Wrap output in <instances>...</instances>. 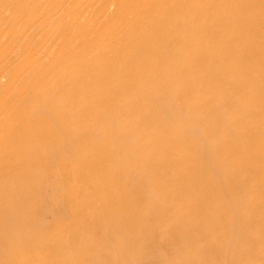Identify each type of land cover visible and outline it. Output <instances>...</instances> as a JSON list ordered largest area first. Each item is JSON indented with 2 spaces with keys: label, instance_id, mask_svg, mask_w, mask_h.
Segmentation results:
<instances>
[{
  "label": "rangeland",
  "instance_id": "1",
  "mask_svg": "<svg viewBox=\"0 0 264 264\" xmlns=\"http://www.w3.org/2000/svg\"><path fill=\"white\" fill-rule=\"evenodd\" d=\"M79 2L61 15L72 43ZM38 3L57 0H0V76L16 61L9 25ZM209 6L194 71L135 76L127 116L84 144L82 173L0 168V264H264V0L197 4Z\"/></svg>",
  "mask_w": 264,
  "mask_h": 264
},
{
  "label": "bare ground",
  "instance_id": "2",
  "mask_svg": "<svg viewBox=\"0 0 264 264\" xmlns=\"http://www.w3.org/2000/svg\"><path fill=\"white\" fill-rule=\"evenodd\" d=\"M72 1L38 3L41 6L25 22L9 25L14 27L9 47L16 48L11 53L16 61L0 76V168L13 161L12 173H82L84 144L103 137L101 130L117 121L118 109L127 116L133 78L193 72L198 33L201 42L210 41V25L202 17L210 6L199 10V0H113L103 11L99 3L93 5L96 0H79L81 12L74 27L79 29L83 18L87 22L72 43V37H66L71 23L67 28L69 20H61ZM98 9L103 15L95 22ZM50 14L55 17L42 19ZM220 25L219 30L227 32L228 27ZM103 161L100 156L92 161L101 176ZM201 201L210 205L209 198ZM115 218L111 230L119 226Z\"/></svg>",
  "mask_w": 264,
  "mask_h": 264
}]
</instances>
